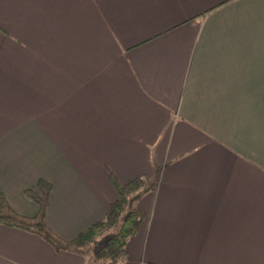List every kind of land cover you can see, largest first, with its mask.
<instances>
[{
  "label": "crops",
  "instance_id": "1",
  "mask_svg": "<svg viewBox=\"0 0 264 264\" xmlns=\"http://www.w3.org/2000/svg\"><path fill=\"white\" fill-rule=\"evenodd\" d=\"M157 179L126 258L264 264V0H0V190L71 240ZM0 224V264H84Z\"/></svg>",
  "mask_w": 264,
  "mask_h": 264
},
{
  "label": "trees",
  "instance_id": "2",
  "mask_svg": "<svg viewBox=\"0 0 264 264\" xmlns=\"http://www.w3.org/2000/svg\"><path fill=\"white\" fill-rule=\"evenodd\" d=\"M111 183L117 198L110 204L104 218L71 240H62L46 226L45 216L52 185L44 179H39L34 189L24 190V196L37 205L33 216H22L14 211L0 190V224L36 234L56 251L82 256L84 264L118 263L126 258V244L136 235L145 218L136 203L154 188L157 179L142 176L119 184L111 176Z\"/></svg>",
  "mask_w": 264,
  "mask_h": 264
}]
</instances>
